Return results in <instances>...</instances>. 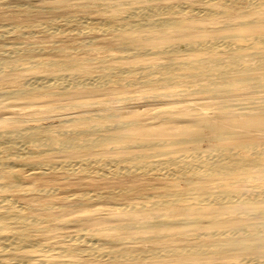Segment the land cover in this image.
<instances>
[{
    "label": "bare ground",
    "instance_id": "obj_1",
    "mask_svg": "<svg viewBox=\"0 0 264 264\" xmlns=\"http://www.w3.org/2000/svg\"><path fill=\"white\" fill-rule=\"evenodd\" d=\"M1 3L7 8L3 12L6 14L29 12L27 5L13 0H0ZM90 5L82 2L78 6ZM56 7L70 9L68 3ZM175 8L171 4L132 7L125 15L112 13L118 22H102L98 26L93 17H79L71 12L63 14L60 21L57 16L32 23H0V108H20L0 115V190L16 184L1 181L4 175L17 171L21 163L16 157L51 152L105 151L73 160H55L50 155L29 164L43 173L80 170L101 175L150 174L165 180L153 192L138 196L142 201L102 207L104 216L95 214L97 208L88 206L87 200L95 197L85 191L78 200L70 202L37 198L50 195L51 187L31 185L18 187L13 194L8 191L9 196L0 198V264H189L188 258L204 254L230 257L228 264H264V191L241 185L225 187L226 180L223 181L225 177H231L233 184L250 181L255 171L264 170V141L243 142L229 148L199 146L205 141L219 143L249 130L264 135V128H255L264 123H235L225 118L234 114H264V94L246 102L232 101L240 94L264 92V35L253 36L241 45L240 41L248 39L225 34L208 40H188L185 47L178 42L162 48L141 45L148 32L178 30L184 25L183 20L174 17ZM185 8L179 7V11L185 12ZM94 30L121 32L115 38L117 47L104 49L98 62L134 60L127 66L102 64L93 73L90 65L95 59L89 52L93 50L94 38L78 39L74 46L60 42L48 45L31 39L44 33L74 32L82 36ZM210 52L213 54H206ZM142 57L159 60L143 65L139 62ZM128 86L165 88V92L146 97L171 98L174 104L188 94L200 96L206 100L204 103L212 102L197 112L158 110L155 121L171 127L167 133L156 134L168 136L130 140L117 147L163 145L183 147L186 151L175 155L167 151L165 156L160 149L130 155L108 152L114 149L107 146L109 141L121 138L126 129L144 121L125 119L118 112L99 111L107 101L98 99L94 89H106L107 96L113 97L116 89ZM82 92H88L90 98L75 101L73 97ZM48 96L55 99L43 100ZM61 99L67 102L59 103ZM60 108L78 110L63 113L60 119L50 122H41L37 116ZM188 116L198 119L188 120ZM101 119L109 122L99 123ZM21 194L29 196L22 203L16 199ZM69 207L85 214L51 213L54 208ZM224 211L231 221H221L220 213ZM78 221L86 226L69 229V223ZM62 228L64 234L56 240L47 234ZM195 238L197 241L192 242Z\"/></svg>",
    "mask_w": 264,
    "mask_h": 264
},
{
    "label": "rangeland",
    "instance_id": "obj_2",
    "mask_svg": "<svg viewBox=\"0 0 264 264\" xmlns=\"http://www.w3.org/2000/svg\"><path fill=\"white\" fill-rule=\"evenodd\" d=\"M13 1L27 5L26 7L28 8L29 12L16 13L15 16L17 15L19 16L20 14L22 16L20 15L19 17L18 16L15 17L10 13H7V14L3 13L7 8L6 7L4 8L3 3H1L0 4V23H10V22H15V21L20 22V23H32L34 21H47L53 18L56 19L57 16H58L57 21L58 19L60 21V18H62L65 15V13L71 12V14H75V15L78 14L77 16L79 17H82L83 15L89 16L91 18L93 17L92 21L96 19L97 21L95 20L94 24L95 26H98L102 22H108V21L112 23L118 22L112 16V13L114 12H116L117 15H125L129 11V9H131L132 7L151 6V5L165 6V5L171 4L174 7H176L175 8L176 12L174 13V17L183 20L184 25H182L178 30L169 29V30L162 31V32H155V33L148 32L147 33L148 37H146L147 39L142 40V42L144 43L141 45L154 47V48L155 47L162 48L165 45L169 43H174V42H178L180 43L182 47H185L186 42L188 40H208V39L213 38V36L215 37V36L224 35V34L228 35L229 37H238L237 39H242V38L248 39L246 41L245 40L240 41L238 44L241 45V44H245L246 42H249L250 41L249 39L254 38L253 36L264 35V0H242V1L241 0H13ZM223 1L225 3H223ZM82 2H87L89 3V5L91 4L90 5L91 9L89 6L82 7V8L78 6ZM253 2L255 3L253 4ZM59 3H68V9L69 7L70 9L65 10V9H62V8L60 9L56 7ZM42 6L44 7V10ZM179 7H182V8L187 7V8H185V12H180ZM190 8H191V11L189 10ZM192 9L193 10L196 9L195 10L196 12L200 11V14L196 15L195 11H193ZM202 9H204L203 10L204 13L202 12ZM211 9H212V12L210 11ZM72 10H73V13H72ZM208 11L211 12V14H208L207 13ZM223 12H226V13H223ZM94 31L91 33L82 35V36L80 35L78 36L74 32H71V33L63 32L61 34L60 33L58 34L44 33L39 36L31 37V39L43 41L45 43H48V45L49 43L59 44L60 42L61 45L65 44L68 46H74L76 44V41H78V39L81 40L86 37L94 38L95 44H93V50L89 52V56H91L92 59H95V62L92 61L90 65L91 69H93L91 70V72L93 73H96L100 69L99 67L102 64H105L108 66H111V65H126L127 66L130 64V62L134 60V58H132V59H124V60H108L104 62H98L99 61L98 59L103 55L101 53L104 51V49L107 50V48L110 49V48L117 47L115 43V40H116L115 38H117L116 36H118L121 32L116 31L117 32L116 33L115 31L113 32V30H108L106 31L107 33L106 34L103 31L101 32V30H98L95 32ZM109 36L110 38H108ZM94 49L95 50L98 49V50L95 51ZM54 54L55 53H53V55ZM206 54L211 55L213 53L210 52ZM157 60H159L157 57L156 58L155 57L154 58L142 57L139 59V62L145 65V64L157 61ZM134 87L135 86H132L131 88V86H128L127 88L126 87H123L122 89L120 88L121 90L119 88L116 89L117 93L113 97L117 101H115V99L112 96H109V95L107 96L108 91L106 92V89H102V88L94 89V93H96V97H98V99L102 101H107L105 102L104 105L101 106L102 110L100 109L99 111L105 110L107 113L118 112V113L123 114V117H125V119L136 120L140 118L142 121H144L143 123L138 122L134 124L133 126H131V128L126 129L124 131V134L120 135L121 138H117L112 141H109L107 143V146L108 147L114 146V149L108 152L110 153L113 152L115 154H119L121 152L123 153L122 155H130L132 152L134 153L136 151L160 149L162 150L161 155L165 156L167 151H171L172 154L174 155L178 154L179 152H183L184 150L186 151V149H184L183 147L163 146V145L139 147L137 149H134V148L133 149H121V148L117 149L118 146H120L121 144H124L125 142L128 143L130 140H137V139L158 140L161 137L168 136V135H157L156 134V133H163L164 131L165 133H167L169 126L171 127V125H164V124L159 123V121H155L156 118L154 117V115H155V112H157L158 110L172 109V111L174 110L176 112H179V111L197 112V110H200L199 108H201L202 106L204 105L211 106L212 104V102L204 103V101L206 100H202L200 96H197L194 94L185 95L180 100H178V102L176 101L177 104H174L175 101L171 100V98L163 99V98L152 97V96L146 97V95H150V94L152 95L154 93H160L163 91L165 92L166 90L165 88L141 89V88H134ZM191 87H197V85H192ZM263 94L264 92H260V93L256 92L255 94H252L251 96L246 95V94L244 95L240 94V95L234 96L235 100H232V101L234 102V101L239 100L235 103L246 102L247 99H248L247 101H249V99L259 97L260 95H263ZM77 95H76L77 97H73L75 101L85 100V99L90 98V95L88 92H82ZM139 95L141 97H139ZM122 97H123L122 99L123 101H121ZM50 99H55V97L53 98L52 96H48V98H44L43 100H50ZM61 100H64V101H61ZM61 100H59L58 102L59 103L67 102L65 99H61ZM12 107L13 106H11L10 108H4V107L0 108V115L7 114L6 112H9V111L20 110L18 106L13 107L14 109L16 108V110L12 109ZM25 109L28 110L27 107H25ZM75 110H78V109H75V108H72V109L62 108L61 109L60 108V109H55V110H47L44 113L37 114V116L42 119L40 120L41 122H50L52 120L54 121V120L60 119V116L63 115V113H70ZM200 117H204V116L201 115ZM258 117L259 115L254 116L253 114L247 113L244 115L234 114L231 116H227L225 118L228 119L226 121L228 122L233 121L235 123H244L247 121L251 122L252 120L258 123H264V114L263 115L260 114V117L259 118ZM117 118H120V117H117ZM195 118L196 120L198 119V117L196 116L186 117V119L188 120H194ZM98 122L105 124L109 122V120L107 121V120L101 119ZM25 123L23 124L25 125ZM255 128H264V125H256ZM150 133L152 134L149 135ZM251 141H261L262 142L264 141V135L259 131L249 130L246 132L237 133L233 135V137L230 139H227V138L222 139L219 143H214V142L211 143V142L205 141V142L199 143V146L201 148H207V147L216 145L217 147H221V148H229L233 146L237 147L243 142H251ZM102 152H105V151L100 150L98 152L96 151L95 153H89L88 151H80L79 153H76V154H71L70 152L68 153L51 152L49 155L36 154L34 156L32 155L26 156L27 158L26 157L19 158V157H16V155H12V157H16L17 159H19L20 160L19 163L21 164L17 166L18 168L16 167L15 170L17 171L14 170L15 172H12V174L7 175V176L4 175L5 177L2 178L1 181L4 183L5 182L10 183V185L11 184L13 185V183L14 184L16 183V184L13 185L14 187L12 188L7 187L4 190H0V198L13 194L12 192L15 189H17L18 187H22V186L32 185L34 187H43V188L51 187L52 189H51L50 195H38L39 197L37 198L42 199V200L60 198L64 200L65 202H70L73 200H78L79 197L82 196L81 194H84V193L89 194L91 196H94L95 198H91L87 200L89 202L88 206L94 209L97 208L95 214L104 216V214L102 213L103 212L105 213V210L102 209V207L105 208L112 204L119 205V204H124V203H135V202L142 201V198L140 197L143 194L153 192V190H156V187L159 184L165 182L164 179L155 177L150 174L101 175L99 172L95 173V171H93L91 172V174L90 172L89 173L85 172L88 174L87 175L84 173V171L82 172L80 170L77 172L72 171V170L71 171L69 170L68 172L67 170L66 171L56 170V171H47L48 173L47 172L43 173V172L37 171L35 168H32L31 166L32 162L42 160L50 155L55 160L56 159L57 160L58 159L73 160V159H77V158L79 159L82 157L98 156L99 154H103ZM29 162L31 163L29 164ZM255 172L256 173L252 174L253 179L251 178L250 181H246V182L240 181V182H236L233 184L232 180H230L232 179L231 177H225L223 179L224 182L226 180V183L224 184V186L225 187H235L236 185L237 187L246 186V188H250L253 191H258V192L261 190L264 191V170L255 171ZM125 188L126 190H128L127 192L126 190H124ZM8 191L10 194L9 193L6 194ZM52 191L54 193H52ZM2 192L4 193V195ZM25 196L26 195L21 194L16 199L18 200V202L22 203L25 199L29 198V196L28 197H25ZM65 196L66 197L69 196V197L66 198ZM103 196L105 197L103 198ZM98 197H99V200L98 199L96 200V198ZM261 205H264V202H262ZM70 211L72 215L79 214L77 216H80V215L82 216L83 214H85L83 213V211L76 210L75 208H72V207H69L68 210H64L60 208H56L55 210L54 208L51 210V213L63 215L64 213L70 212ZM220 216H221V221L225 222V220H230L228 219L230 215L228 213H225V211L221 212ZM203 219H206V217H203ZM68 226H69V229H72L78 226H86V224L83 221H78V222L69 223ZM190 230L192 229H188V231ZM64 231H65L64 228L56 229L54 231L48 232L47 234L53 240H56L58 237H61L64 234ZM196 241L197 239L195 238L192 242H196ZM224 256L225 255L218 256L219 258H214L211 255L204 254L200 256H192L188 258L187 261L189 262V264L196 263V262L197 263L205 262L206 264H228L229 259L231 261L232 258L224 257Z\"/></svg>",
    "mask_w": 264,
    "mask_h": 264
}]
</instances>
